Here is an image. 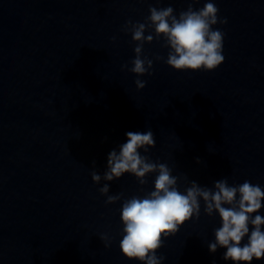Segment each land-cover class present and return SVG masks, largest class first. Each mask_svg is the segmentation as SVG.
Returning <instances> with one entry per match:
<instances>
[{"label": "clouds", "instance_id": "1", "mask_svg": "<svg viewBox=\"0 0 264 264\" xmlns=\"http://www.w3.org/2000/svg\"><path fill=\"white\" fill-rule=\"evenodd\" d=\"M196 2L198 0H192V3ZM174 12L171 6L150 7V15L145 22H126L124 31L130 32L136 43L135 58L129 71L137 76L152 75L153 60L143 56V45L161 37L164 39L163 46L170 49L166 63L177 71H213L224 62L225 34L214 30L213 26L226 24L227 20L218 18L216 4L207 0L202 8L194 10L190 3L187 10L180 11L178 15ZM148 29L154 30L155 37L153 34L145 36ZM135 84L140 90L146 86V81L137 79ZM126 137L127 142L119 146V151L114 149L108 154L103 177L93 171L91 178L99 184L102 179L111 182L127 173L143 186L149 174H156L153 191L143 197L134 195L123 200L120 209L123 235L119 247L127 259L142 264H162L166 257L156 253L163 246V239L174 236L192 218L199 219L201 200L204 213L209 217L217 213L221 220V226L214 229V242L208 244L210 253L224 248L223 259L233 264H252L254 259H264V216L253 215L261 210L264 201V189L260 185L244 181L230 186L227 179H221L214 182L213 188H208L191 181L190 186L181 192L178 188L180 177L174 176L167 164L152 162L147 155H141L140 150L148 153L150 148L155 147L151 129L143 133L130 131ZM197 163H200L199 159ZM94 165L95 162L93 168ZM109 190L108 183L99 189L102 195L107 196L106 204L122 199L123 193L108 195ZM245 237L247 243L242 244ZM100 239L105 242V247L110 246L106 235Z\"/></svg>", "mask_w": 264, "mask_h": 264}]
</instances>
